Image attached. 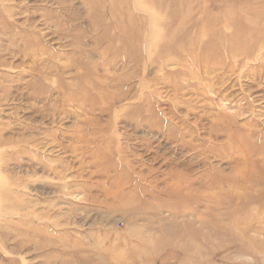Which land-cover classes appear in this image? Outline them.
<instances>
[{
  "label": "rangeland",
  "instance_id": "obj_1",
  "mask_svg": "<svg viewBox=\"0 0 264 264\" xmlns=\"http://www.w3.org/2000/svg\"><path fill=\"white\" fill-rule=\"evenodd\" d=\"M0 264H264V0H0Z\"/></svg>",
  "mask_w": 264,
  "mask_h": 264
},
{
  "label": "bare ground",
  "instance_id": "obj_2",
  "mask_svg": "<svg viewBox=\"0 0 264 264\" xmlns=\"http://www.w3.org/2000/svg\"><path fill=\"white\" fill-rule=\"evenodd\" d=\"M256 1V0H255ZM262 1V0H261ZM260 2V1H259Z\"/></svg>",
  "mask_w": 264,
  "mask_h": 264
}]
</instances>
